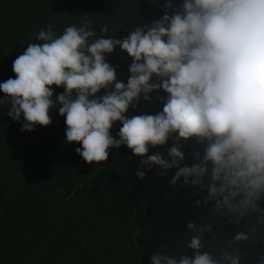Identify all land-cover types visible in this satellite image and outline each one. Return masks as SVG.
<instances>
[{
	"label": "clouds",
	"instance_id": "clouds-1",
	"mask_svg": "<svg viewBox=\"0 0 264 264\" xmlns=\"http://www.w3.org/2000/svg\"><path fill=\"white\" fill-rule=\"evenodd\" d=\"M163 8L159 19L123 38L97 36L87 17L59 35L49 24L13 61L15 76L0 82V105L23 121L22 132L51 125L50 113L58 112L66 142L80 144L76 153L88 164L124 145L141 158L138 178L153 167L177 169L173 185L206 188L204 204L214 214L244 222L246 231L231 239L244 244L264 226V0H182L179 8L165 0ZM99 31L108 33V25ZM117 47L132 60L126 84L106 61ZM53 86L64 91L54 97ZM161 91L162 111L126 115ZM117 122L119 138L111 132ZM170 139L168 158L149 155ZM190 140L202 148L191 165L179 147ZM213 226L189 222L187 248L195 254L156 251L150 264H241L238 251L218 257L205 250Z\"/></svg>",
	"mask_w": 264,
	"mask_h": 264
},
{
	"label": "trees",
	"instance_id": "trees-1",
	"mask_svg": "<svg viewBox=\"0 0 264 264\" xmlns=\"http://www.w3.org/2000/svg\"><path fill=\"white\" fill-rule=\"evenodd\" d=\"M165 0H0V82L14 77L13 61L27 44L36 42L41 29L51 24L59 35L66 26H79L87 17L97 36L123 38L138 25H148L163 15ZM176 8L182 0H172ZM107 24L109 32L100 33ZM116 68L118 80L129 78L131 58L117 47L106 55ZM155 79V78H154ZM54 89V97L64 91ZM103 94V90L100 94ZM141 98L127 116L162 111L158 96ZM5 94L0 92V99ZM0 105V264H150L156 251L179 256L187 248L189 222L212 223L204 238L205 250L218 257L238 251L241 264H260L264 257V226L252 239L233 244L244 222L213 213L204 204L206 188L171 183L177 169L166 174L153 167L143 179L136 172L141 158L122 145L109 149L107 161L88 164L76 153L77 143H67L65 118L52 112L51 125L22 132V120L7 115ZM55 111V109H53ZM121 124L111 132L116 138ZM165 146L149 148L168 158ZM184 163L202 152L194 141H181ZM183 164H181V167ZM197 201L200 204L197 205ZM264 207V201L260 202ZM258 217L253 216V219ZM249 228L256 226L248 219ZM215 238H212V236Z\"/></svg>",
	"mask_w": 264,
	"mask_h": 264
}]
</instances>
